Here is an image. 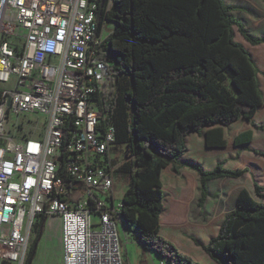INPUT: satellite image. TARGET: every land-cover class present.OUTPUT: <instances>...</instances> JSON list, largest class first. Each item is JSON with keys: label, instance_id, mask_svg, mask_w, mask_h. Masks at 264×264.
<instances>
[{"label": "trees", "instance_id": "1", "mask_svg": "<svg viewBox=\"0 0 264 264\" xmlns=\"http://www.w3.org/2000/svg\"><path fill=\"white\" fill-rule=\"evenodd\" d=\"M106 1L99 5L98 19L111 31L101 56L115 93L102 127L111 125L115 144L125 148L126 159L117 169L128 176L120 201L122 223L136 224L134 240L165 264H199L160 235L161 172L169 165L176 174L182 167L196 172L202 216L208 182L247 172L227 169L224 161L205 170L179 160L190 133L207 128L206 145L225 147L222 127L250 121L264 104L257 67L233 28L251 46L264 44V37L250 35L230 15L235 7L222 0H112L109 10ZM248 135L240 134L234 144L248 143ZM252 152L264 157L263 151ZM262 199L264 187L253 182V196L246 189L238 192L235 209L207 244L191 240L216 264H264ZM46 222V216L37 218L24 264L32 263Z\"/></svg>", "mask_w": 264, "mask_h": 264}, {"label": "built area", "instance_id": "2", "mask_svg": "<svg viewBox=\"0 0 264 264\" xmlns=\"http://www.w3.org/2000/svg\"><path fill=\"white\" fill-rule=\"evenodd\" d=\"M101 1L4 0L0 264L25 263L40 216L59 220L62 264H123L117 145L114 128L102 127L115 86L101 56Z\"/></svg>", "mask_w": 264, "mask_h": 264}, {"label": "crops", "instance_id": "3", "mask_svg": "<svg viewBox=\"0 0 264 264\" xmlns=\"http://www.w3.org/2000/svg\"><path fill=\"white\" fill-rule=\"evenodd\" d=\"M227 7H235L230 15L242 22L250 35L264 37V0H222ZM242 38V37H241ZM251 54L258 70V82L264 100V44L252 46L249 50L244 40L235 39ZM251 46V45H250ZM252 123L263 126L258 129ZM226 139L225 147H208L205 136L207 128L200 134L190 133L185 140L187 152L179 161L201 165L211 170L221 161L230 170L246 169L240 178H223L207 183V197L202 207L204 216L197 206L199 198V178L196 172L182 167L173 173L171 166L161 172L164 192L163 209L160 216V235L172 242L178 250L185 251L199 264H216L189 238H194L205 245L214 237L226 215L235 209L238 192L246 189L253 196V182L264 187V157L252 151L264 152V104L259 107L250 121L240 119L228 127H222ZM248 132L249 142L235 145L234 139ZM166 179V180H165ZM128 180L122 188V198ZM119 188L115 177L113 196ZM264 205V199L260 200ZM118 225H124L118 224ZM185 235V238L182 237ZM152 253V252H151ZM162 260V259H161ZM160 260V261H161Z\"/></svg>", "mask_w": 264, "mask_h": 264}, {"label": "rangeland", "instance_id": "4", "mask_svg": "<svg viewBox=\"0 0 264 264\" xmlns=\"http://www.w3.org/2000/svg\"><path fill=\"white\" fill-rule=\"evenodd\" d=\"M233 29L235 39L243 41L236 28L234 27ZM104 31L106 35H108L111 31V25L106 24ZM244 43L246 47L252 51V46H250L245 41ZM125 159V148L123 146L117 145L112 151L113 165L120 167ZM115 177L118 178L119 188L116 190V198L114 200V203L115 205H118V203H120L121 201L120 191L127 183L128 176L116 170ZM136 231V224H130L129 226L118 225L123 264H159L161 259L156 254L146 251L138 242L134 240L132 233ZM33 237L34 236L32 235L29 245ZM182 237L187 239L185 235H182ZM189 238L191 239V237ZM181 252L192 257L185 251ZM31 264H62L60 225L58 219H54V221L51 220L50 223H46L43 226L41 239L37 246L36 254Z\"/></svg>", "mask_w": 264, "mask_h": 264}, {"label": "water", "instance_id": "5", "mask_svg": "<svg viewBox=\"0 0 264 264\" xmlns=\"http://www.w3.org/2000/svg\"><path fill=\"white\" fill-rule=\"evenodd\" d=\"M3 3H4V0H0V15H1L2 8H3Z\"/></svg>", "mask_w": 264, "mask_h": 264}]
</instances>
